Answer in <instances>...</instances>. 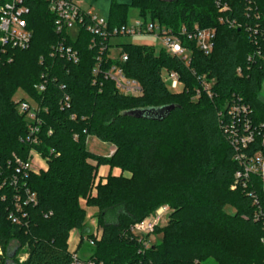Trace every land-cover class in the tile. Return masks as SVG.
<instances>
[{
  "label": "trees",
  "instance_id": "16d2710c",
  "mask_svg": "<svg viewBox=\"0 0 264 264\" xmlns=\"http://www.w3.org/2000/svg\"><path fill=\"white\" fill-rule=\"evenodd\" d=\"M8 1L0 0V6ZM24 1L29 47L2 52L0 43V264H71V232L80 231V243L93 237L86 222L91 210L102 229L89 257L98 263L264 264V229L254 202L255 195L262 198L260 182L254 176L247 185L236 183L240 165L229 142L228 114L240 97L254 124H264V0H111L110 29L127 24L130 6L176 34L213 28L210 54L183 39L188 60L149 45L103 50L104 38L83 23L72 39L56 31L48 0ZM60 44L77 52V62L58 51ZM123 54L128 59L122 62ZM112 64H121L140 83V95H125L94 73ZM163 70L178 74L176 89ZM19 93L37 110V142L28 140ZM171 105L162 117L138 115ZM90 136L112 145V152L89 150ZM32 151L46 168L13 184V154L26 160ZM102 165L108 173L96 182ZM24 187L37 203L18 211L15 195ZM165 205L171 209L168 221L153 233L161 240L146 247L151 234L140 238L131 227Z\"/></svg>",
  "mask_w": 264,
  "mask_h": 264
},
{
  "label": "built area",
  "instance_id": "2783aa9c",
  "mask_svg": "<svg viewBox=\"0 0 264 264\" xmlns=\"http://www.w3.org/2000/svg\"><path fill=\"white\" fill-rule=\"evenodd\" d=\"M82 0H48L49 9L56 15L55 28L58 33L68 32L72 39H75L80 25H86L87 30L96 36L104 38L106 45L102 49L114 47L110 40L116 36L123 35H140L143 33H153L162 40L165 50L172 54L189 59L190 50L183 45V39L194 40L196 46L204 53L210 54L214 47L215 30L213 28L200 29L196 27L194 30L183 28L179 34L170 30L163 29L158 23L144 20H138L134 25L124 24L114 29H110L107 19L98 17L92 10L83 9L80 6ZM227 9L226 6L223 8ZM29 13V8L25 5L24 0H9L0 6V43L2 44V52L6 51V47L28 48L32 39V31L28 28L25 16ZM112 46H110V45ZM58 51L65 53L75 62L78 60V54L70 46L60 44ZM113 59L114 54L112 56ZM128 56L123 54L119 60L126 61ZM240 71V69H238ZM95 74L101 73L105 79L114 83L115 87L125 95L138 96L142 93L140 83L126 76L121 64H112L106 70H100L99 66L94 70ZM162 76L171 88L176 89L179 84V76L176 72L163 70ZM44 85H39L40 90H44ZM205 88H209L206 84ZM200 92L197 91V95ZM66 101L68 98L66 97ZM234 102L229 106L228 114L231 119V133L229 136L230 145L234 149V158L239 163L240 169L236 172V183L240 182L247 185L252 177L258 178L260 182L262 198L261 200L255 195L254 202L257 204L255 217L262 220L264 229V124L255 125L251 119V112L240 97L235 98ZM17 109L21 114L26 116L29 123L28 140L37 142L35 137L38 132V124L40 120L37 116L36 108L21 97L16 99ZM37 125H36V124ZM112 152V151H111ZM15 161V173L10 178V182L17 185L20 177H26L30 171L39 172L46 168V161L35 151H32L30 157L26 160L13 154ZM35 161V165H33ZM6 179L4 180V183ZM15 195L14 205L16 210L20 211L23 205L29 203H37L36 195L29 188L18 189ZM20 190L23 192L21 194ZM260 201L263 205L260 204ZM169 206L159 207L155 213L147 216L140 222L135 223L131 227V232L140 238L153 234L157 226L163 225V221L169 212ZM25 215V214H24ZM10 217L13 222L19 223L20 219L11 213ZM102 229L95 227L93 237L87 239L89 245L93 246L97 240L101 238ZM150 245L149 241L144 243ZM73 252V260L71 264H102L94 259L80 258L76 251ZM25 256L21 257L23 261Z\"/></svg>",
  "mask_w": 264,
  "mask_h": 264
},
{
  "label": "rangeland",
  "instance_id": "374dc122",
  "mask_svg": "<svg viewBox=\"0 0 264 264\" xmlns=\"http://www.w3.org/2000/svg\"><path fill=\"white\" fill-rule=\"evenodd\" d=\"M85 5L87 8H91L92 11L98 15V17L100 18H104L107 19L108 15H109V7H110V2L111 0H85ZM120 3H129L130 0H117ZM91 5V6H90ZM145 20L147 22H150L152 20H150V18H142L140 16V11L135 8V7H129L128 12H127V24L129 25H134L138 20ZM157 23V22H156ZM110 43L116 47V49H114V51L118 52L120 46H118V44H137V45H149V46H153L155 48L156 53H159L161 51V49L164 47V44L162 43V40L157 37L155 34L153 33H143L140 35H123V36H116L111 38ZM22 94H18L17 95V99L21 97ZM260 98L264 101V83H263V87L260 93ZM87 146L89 148V150H91L92 152L96 153V154H100V155H108L110 152V149H113L114 147L112 145H110L109 143H105L103 141H101L100 139H98L97 137L94 136H90L88 138V143ZM33 165H35V161L33 163ZM103 168H105L104 165H102L99 168V174L98 177L96 179V182L100 181V177L102 176V172ZM107 170H109L107 168ZM108 173V171H107ZM114 174L118 173L117 169L113 170ZM126 175L130 176V172H125ZM104 180V179H103ZM170 210L167 213V215L164 218L163 221V225H165V223L168 221V217L170 214ZM94 213V211H88L87 213V227L91 228V231H93L95 229V227H99L98 225V221L96 219V217H91V215ZM114 220V219H112ZM161 235H155V234H151L150 238H149V243L152 244L154 242H158L161 240ZM13 247L16 245L15 242L12 243ZM12 247V248H13ZM93 253V246L89 245L87 238H85L84 242H82L80 248L77 251V254L79 255L80 258L86 259L89 258L90 255ZM1 254V251H0ZM19 257L24 256V251H21L20 253H18ZM202 264H214L213 260H208Z\"/></svg>",
  "mask_w": 264,
  "mask_h": 264
},
{
  "label": "crops",
  "instance_id": "0c3cea01",
  "mask_svg": "<svg viewBox=\"0 0 264 264\" xmlns=\"http://www.w3.org/2000/svg\"><path fill=\"white\" fill-rule=\"evenodd\" d=\"M85 0H82L81 1V3H80V6H81V8H83V9H90V10H92L91 8H87L88 7V5H87V7H86V5H85ZM91 6V5H90ZM108 11H109V9H108ZM112 151V149H110V152ZM103 171L104 172H102V176L104 175V174H106L107 173V167H105V168H103ZM80 240H81V234H80V231H78V230H76V229H74L72 232H71V235H70V238H69V249L71 250V251H78V249L80 248V246H81V244L82 243H80Z\"/></svg>",
  "mask_w": 264,
  "mask_h": 264
},
{
  "label": "water",
  "instance_id": "95a60500",
  "mask_svg": "<svg viewBox=\"0 0 264 264\" xmlns=\"http://www.w3.org/2000/svg\"><path fill=\"white\" fill-rule=\"evenodd\" d=\"M174 109V106H165V107H163V108H159V109H157V110H155V112H152V111H148L147 113H146V111H142L140 114H138V115H140V116H142V115H144V113L145 114H155V116L157 115V116H159V117H162V116H164V115H166V114H168L171 110H173Z\"/></svg>",
  "mask_w": 264,
  "mask_h": 264
},
{
  "label": "flooded vegetation",
  "instance_id": "af4514ba",
  "mask_svg": "<svg viewBox=\"0 0 264 264\" xmlns=\"http://www.w3.org/2000/svg\"><path fill=\"white\" fill-rule=\"evenodd\" d=\"M12 262V261H11Z\"/></svg>",
  "mask_w": 264,
  "mask_h": 264
}]
</instances>
